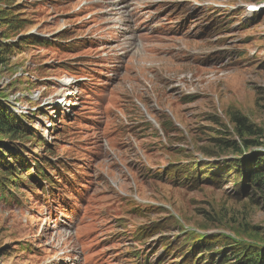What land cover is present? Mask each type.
<instances>
[{"label": "rangeland", "instance_id": "rangeland-1", "mask_svg": "<svg viewBox=\"0 0 264 264\" xmlns=\"http://www.w3.org/2000/svg\"><path fill=\"white\" fill-rule=\"evenodd\" d=\"M14 2L0 0L21 22H0V102L35 132L28 150L49 145L52 180L24 173L0 202V264H183L202 236L254 245L264 197L217 177L264 155V0ZM235 113L258 146L220 154L215 139L243 147Z\"/></svg>", "mask_w": 264, "mask_h": 264}, {"label": "trees", "instance_id": "trees-1", "mask_svg": "<svg viewBox=\"0 0 264 264\" xmlns=\"http://www.w3.org/2000/svg\"><path fill=\"white\" fill-rule=\"evenodd\" d=\"M8 1L15 3L14 0ZM5 5V9H0V22L8 24L11 34L18 32L21 27L18 26L21 22L18 18L12 17L14 13L7 9H10L11 6L7 3ZM9 36L11 35L3 32V36L0 39V67L8 63L9 57H11L9 55H12L13 49L3 42ZM40 39V37L30 38L23 39V41L24 43L37 46L43 44ZM1 100L2 98L0 97ZM231 120L236 125V134L242 140L243 147L240 148L235 141L215 139L214 143L217 150L222 152L220 154L231 151L239 156L243 149L249 150L258 146V141H252L251 139L258 138L261 130L254 127L245 117H241L239 113L233 114ZM34 133L26 120L11 113L0 102V202L7 203L8 199L15 200L14 193L16 195V192L21 189V185L25 183V180L22 179L24 173H27V177L37 183L46 182L50 184L52 180L48 172V169L52 166V162L48 158L49 145H42L41 141H35L38 147L42 148V155L40 156H37L32 150H28L27 145L35 137ZM249 156V158L240 156L235 161H231L227 172L222 174V177L217 178L220 180L225 179L226 181L231 178L232 173L235 177L234 185L241 187L238 195L248 194L264 197V155L252 153ZM209 157H212V155H209ZM204 170L207 171L205 175L209 174L212 178L213 176H218L214 172L212 173L210 168ZM179 171L186 172L176 170V172ZM219 172H221V169ZM186 173H194V170ZM182 180L185 181L186 179ZM198 180L193 178L190 182L195 183ZM50 187L52 186L50 185ZM255 239L253 240L255 244L251 245L239 243L221 235L202 236L199 243L192 246L191 251L183 255V258H185L183 264H188L191 259H194L192 264H264V234L261 235V232L255 233ZM198 252L202 255L201 257H196L199 255L197 254ZM1 258L2 254L0 251V260Z\"/></svg>", "mask_w": 264, "mask_h": 264}, {"label": "bare ground", "instance_id": "bare-ground-1", "mask_svg": "<svg viewBox=\"0 0 264 264\" xmlns=\"http://www.w3.org/2000/svg\"><path fill=\"white\" fill-rule=\"evenodd\" d=\"M101 1H104V0H101ZM105 1H107V0H105ZM63 84H64V86H65L66 88H67V87H68V88L70 87V82H67V81L64 80V81H63ZM72 96H74V95L68 93L67 96H66L67 98H65V100H66V101H67V100L71 101ZM65 100H64V103L66 102ZM61 102H62V101H60L59 103H61ZM61 104H62V103H61ZM68 104H69V103H68Z\"/></svg>", "mask_w": 264, "mask_h": 264}, {"label": "built area", "instance_id": "built-area-1", "mask_svg": "<svg viewBox=\"0 0 264 264\" xmlns=\"http://www.w3.org/2000/svg\"><path fill=\"white\" fill-rule=\"evenodd\" d=\"M7 103H9L8 101H7ZM16 105H18V106H20L19 104H16ZM9 108H11L12 110L14 109L12 106H11V104L9 103ZM22 109H26L25 107H23ZM15 110V109H14ZM27 110V109H26ZM19 112V111H18ZM20 113V112H19ZM23 113V112H22ZM19 117H21V116H19ZM24 117V116H23Z\"/></svg>", "mask_w": 264, "mask_h": 264}]
</instances>
